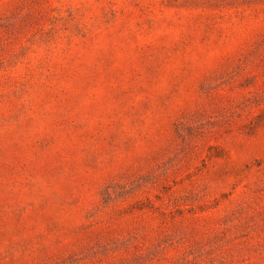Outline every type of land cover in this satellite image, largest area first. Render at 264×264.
<instances>
[{
  "label": "rangeland",
  "instance_id": "rangeland-1",
  "mask_svg": "<svg viewBox=\"0 0 264 264\" xmlns=\"http://www.w3.org/2000/svg\"><path fill=\"white\" fill-rule=\"evenodd\" d=\"M0 264H264V0H0Z\"/></svg>",
  "mask_w": 264,
  "mask_h": 264
}]
</instances>
